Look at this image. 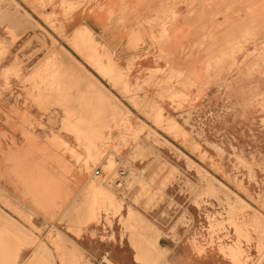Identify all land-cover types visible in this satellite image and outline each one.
I'll list each match as a JSON object with an SVG mask.
<instances>
[{"label":"rangeland","instance_id":"obj_1","mask_svg":"<svg viewBox=\"0 0 264 264\" xmlns=\"http://www.w3.org/2000/svg\"><path fill=\"white\" fill-rule=\"evenodd\" d=\"M89 1L0 0V72L28 87L27 97L43 115L54 107L61 110L60 130L45 140L60 155L55 163L65 167L62 159L69 155L87 176L83 188L68 198L60 180L37 175L40 182L30 183L17 174L24 195L41 212L23 210L0 193V264H21L23 247L33 250L22 264H169V250L158 244L165 223L153 221L166 201L171 210L183 213L179 224L192 215L207 227L205 234L194 232L190 238L198 256L214 249L228 264H264V38L241 63H230V69H246L250 82L257 78L239 95L243 110L237 114L222 101L210 108L216 113L203 122L204 131L192 130L180 119L187 97L176 90H185L179 72L155 67L133 79L132 64L140 56L120 67L89 28L93 39L86 47L73 45L64 23ZM158 20L156 16L151 25ZM164 37L161 25L157 43ZM131 39L141 42L136 31ZM150 48L158 51L156 62L161 61V46ZM167 102L181 109L176 118L163 109ZM27 142L33 145L31 138ZM116 159L128 165L126 191L106 182L121 165ZM97 167L101 176L93 174ZM100 190L116 203L101 206ZM33 217L42 218L38 228L31 224ZM88 232L102 243L99 257L77 242Z\"/></svg>","mask_w":264,"mask_h":264},{"label":"crops","instance_id":"obj_2","mask_svg":"<svg viewBox=\"0 0 264 264\" xmlns=\"http://www.w3.org/2000/svg\"><path fill=\"white\" fill-rule=\"evenodd\" d=\"M156 16L160 21L152 26L151 21ZM161 25H164L165 41L158 44ZM80 26L92 31L97 41L111 51L120 67H126L132 57L140 56L132 64L130 75L133 79L144 78L146 70L155 67L179 72L182 75L179 84L185 90L181 87L176 90L187 97L183 110L199 109L204 105L213 109L223 101L239 114L244 104L239 95L257 78L253 76V82H250L246 69H230V63H241L264 38V0H201L192 3L186 0H90L64 23L65 31L70 34ZM135 31L139 43L131 39ZM135 45L137 50L133 48ZM158 45L164 56L156 62L155 53L158 51L153 48L152 53L150 47ZM28 89L21 86L14 75L5 76L0 72V193L19 208L37 214L41 211L35 209L36 205L41 206L24 195L17 174L23 175L30 183L40 182L37 175L60 180L68 198L83 188L87 176L76 168L69 155L61 158L65 167L55 163V156L60 155L45 137L50 139L51 133L56 135L60 130L61 110L54 107L43 115L27 97ZM163 109L175 118L181 110H175L169 102L163 104ZM54 137L55 141L59 140ZM28 138L32 139L33 145L27 142ZM72 138L67 136L70 143ZM120 162L121 166L128 168L124 161ZM169 204L170 201H166L163 211L153 219L165 223L160 224L163 237L158 244L169 250L168 263L228 264L214 249L204 257L195 254L190 247V238L197 226L194 216L186 215L179 224L183 213L180 214V209L171 210ZM40 219L33 217L31 224L38 228ZM90 231L97 232L94 228ZM77 242L87 253L100 256L102 243L90 232ZM32 250V247L20 250L18 259L21 264L30 257Z\"/></svg>","mask_w":264,"mask_h":264},{"label":"built area","instance_id":"obj_3","mask_svg":"<svg viewBox=\"0 0 264 264\" xmlns=\"http://www.w3.org/2000/svg\"><path fill=\"white\" fill-rule=\"evenodd\" d=\"M215 110L210 109L207 105H204L202 107H200L199 109H187V110H183L181 111L180 114V119H182V122H186L185 126L188 127L189 129H196L199 131H204L206 128V125L203 123L204 121H206V123L208 121H211L215 115ZM116 161H120L119 159H116ZM121 164V162H120ZM128 169L127 167H123L121 165H119V167H117L116 171H115V177L113 178H109L106 179L107 184H111V186L114 187V189L118 190V191H126V189L124 188V184H125V178L128 174ZM93 174L95 176H101V174L99 173V169L96 168L95 171L93 172ZM202 222H198L197 226H196V232L198 233H206V228L205 226L201 225ZM207 224V223H206ZM191 228H193V225L191 224Z\"/></svg>","mask_w":264,"mask_h":264},{"label":"bare ground","instance_id":"obj_4","mask_svg":"<svg viewBox=\"0 0 264 264\" xmlns=\"http://www.w3.org/2000/svg\"><path fill=\"white\" fill-rule=\"evenodd\" d=\"M91 40V39H93V37H92V35H91V33H90V31H89V29L87 28V27H82V28H78V29H74V31H72V34H71V37H70V41L73 43V45L75 46V45H77L78 43H85V47H86V43H87V41L88 40ZM92 43V42H91ZM96 44V43H95ZM88 45V44H87ZM89 45H91L90 43H89ZM73 46V47H74ZM87 47H89V46H87ZM61 49V48H60ZM82 50H84V49H82ZM63 51V50H62ZM64 53V56L65 57H70V59H71V63L74 65V66H77L76 65V61L71 57V55L69 54V53H67L66 51H64L63 52ZM84 53V52H83ZM92 53V52H91ZM61 54H62V52L60 53V54H58V56L60 55L61 56ZM94 56V55H93ZM86 58H88L89 59V57L86 55ZM55 60H56V58H55ZM104 62H100V64L99 65H102ZM107 64H109V65H111L112 67H113V63H112V61L108 58V60H107ZM80 69H82L83 70V67L80 65V66H78ZM108 69V68H107ZM85 72H87V71H85ZM111 74V73H110ZM87 77L89 78V80L94 84V85H96V86H100V87H102V85L99 83V81L98 80H96L92 75H90L89 73H87ZM159 120V119H158ZM172 125V124H171ZM189 165V164H188ZM189 167H190V165H189ZM202 171V170H201ZM205 172V171H204ZM92 187V186H91ZM94 187H95V185H94ZM93 188V187H92ZM95 189V188H94ZM98 189H100V188H96V190L98 191ZM101 192H99V194H100V196L102 195V199H100V200H102L99 204H101V206H102V204H110V205H112V203L114 202V203H116L115 202V200L111 197V194L110 195H108L107 193H105L104 191H102V190H100ZM93 196V195H92ZM95 196V195H94ZM99 197V196H98ZM236 197V196H235ZM93 198H95V197H93ZM104 198H106V199H108L107 201L105 200L104 201ZM112 199V200H111ZM237 199V198H236ZM111 200V201H110ZM241 200V199H240ZM98 201H99V199H98ZM104 201V203H102ZM132 212L133 211H131V213H127L128 214V216H126L127 218H133V216H134V214L132 215ZM133 213H135V212H133ZM5 214V213H4ZM6 215V214H5ZM3 216V215H2ZM5 217H9L8 215H6ZM125 217V216H124ZM9 220H13L12 218H8Z\"/></svg>","mask_w":264,"mask_h":264}]
</instances>
